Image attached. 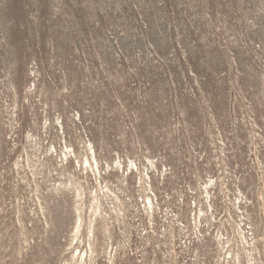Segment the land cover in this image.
Wrapping results in <instances>:
<instances>
[{
  "label": "rangeland",
  "instance_id": "rangeland-1",
  "mask_svg": "<svg viewBox=\"0 0 264 264\" xmlns=\"http://www.w3.org/2000/svg\"><path fill=\"white\" fill-rule=\"evenodd\" d=\"M0 264H264V0H0Z\"/></svg>",
  "mask_w": 264,
  "mask_h": 264
},
{
  "label": "bare ground",
  "instance_id": "bare-ground-1",
  "mask_svg": "<svg viewBox=\"0 0 264 264\" xmlns=\"http://www.w3.org/2000/svg\"><path fill=\"white\" fill-rule=\"evenodd\" d=\"M149 204H150V201H149ZM83 254V253H82Z\"/></svg>",
  "mask_w": 264,
  "mask_h": 264
}]
</instances>
